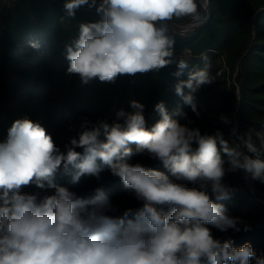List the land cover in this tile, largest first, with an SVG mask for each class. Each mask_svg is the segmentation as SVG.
<instances>
[{"label":"clouds","instance_id":"1","mask_svg":"<svg viewBox=\"0 0 264 264\" xmlns=\"http://www.w3.org/2000/svg\"><path fill=\"white\" fill-rule=\"evenodd\" d=\"M211 2L64 0L69 19L84 6L99 16L79 22L77 34L64 44L65 74L77 76L82 85L114 84L175 62L174 92L202 118L199 94L221 73L213 75L212 61L201 53L202 63L180 79L190 64L174 61L169 25L183 20L185 32L203 27L211 18ZM129 107L117 111L112 122L84 117L63 151L40 122L28 117L12 122L0 141V264H264V254L250 242L237 247L233 238L213 234L214 229L251 231L221 203L234 191L224 182L225 164L264 185V132L241 134L238 125L227 139L220 129L202 132L181 106L169 112L163 101L154 105L159 119L149 127L146 105L132 99ZM219 121L232 123L223 113ZM141 155L159 161L163 170L132 162ZM61 169L74 182L86 175L99 180L108 170L138 206L121 210L101 187L82 198L56 183ZM31 186L54 192L38 199L22 191Z\"/></svg>","mask_w":264,"mask_h":264},{"label":"rangeland","instance_id":"2","mask_svg":"<svg viewBox=\"0 0 264 264\" xmlns=\"http://www.w3.org/2000/svg\"><path fill=\"white\" fill-rule=\"evenodd\" d=\"M64 0H41L35 5L28 7L31 17L29 20L36 27H40L44 33V38H48L47 32L52 27L54 35L52 40H46L43 44L36 35H30V41L40 43L39 50L30 47L29 42L24 36L18 39L21 46L19 61L11 63L9 73L5 80L0 79V141L4 140L7 130L12 122L18 118L28 117L34 121L45 122L44 117L50 114V123L56 130V144L64 150V145L68 144L70 139L77 137L80 124L84 117L93 123L99 119H106L112 122L116 119V112L123 109L131 111L129 101L136 99L146 104L149 97L148 90L151 88L157 73L137 74L135 77H120L114 84L100 83L92 81L89 85H82L77 76H68L65 74L67 61L64 59L62 52L64 44L77 34V24L83 21H94L99 19L95 9H89L87 6L80 8L74 19L67 18L63 10ZM99 2V0H98ZM221 14L227 18V30L223 33L216 32L212 35L213 43L217 46L212 49V74L220 72L216 76L213 85L205 87L199 94V98L215 95V102L209 105H202L200 108L202 118L197 119L193 113L189 115L195 120L192 127H199L202 132L213 134L220 129L225 138H229L230 129L237 126L235 113H231L225 107L232 83L236 84V72L232 70V63L235 61V54L241 39V25L248 20L258 18V14L264 10V0H220ZM22 8V7H21ZM12 0H0V33L8 17H12ZM17 15V13L15 14ZM10 22L12 20H9ZM17 35V34H16ZM20 35V34H19ZM169 35L175 38V56L176 60L182 57H191L192 50L189 46L182 44L184 39L190 38L191 32L185 35L169 32ZM264 40V32L260 34ZM45 57V64L42 67L41 60ZM186 77V76H185ZM49 87L50 95L43 110L35 106L33 94L39 95L44 92V83ZM5 84H3L2 82ZM34 84L35 88L31 86ZM43 88V89H42ZM5 92V93H4ZM3 93V94H2ZM212 102V101H211ZM200 103H198V106ZM227 115L232 123L224 125L219 121V115ZM154 160L145 155L133 157L132 162L148 165ZM229 165L225 164L226 175L224 182L233 189L241 179L245 181V174L242 171L232 172ZM60 172V173H59ZM64 171L61 169L58 174ZM118 177H114L108 170L101 173L100 179L93 177L84 187L85 192L92 190L96 186H105L109 190H116L118 187ZM120 193L114 195L112 199L114 205H118L121 210L125 207L138 206V202L124 191L123 185H119ZM256 196L264 202V192L258 187ZM22 191L29 194H38V199L44 195H50L48 189H38L35 186L27 187ZM262 192V193H261ZM80 193V192H79ZM231 216H239L246 222L252 220L249 213L240 211H230ZM228 233V232H227ZM227 233H221L213 230L216 237L224 238ZM261 254H264L261 253Z\"/></svg>","mask_w":264,"mask_h":264},{"label":"trees","instance_id":"3","mask_svg":"<svg viewBox=\"0 0 264 264\" xmlns=\"http://www.w3.org/2000/svg\"><path fill=\"white\" fill-rule=\"evenodd\" d=\"M41 0H12V10L14 14L12 17H8L5 21L4 27L0 33V79L5 80V77L9 73L11 63L19 61L21 46L18 42L19 38L30 41V35H36L43 44L47 39L52 40L54 32L52 27L49 28L47 35L48 38H44V33L40 27H36L29 18L31 17L28 7L35 5L36 2ZM22 7V8H21ZM220 0H212L211 2V18L201 28L195 29L191 32L190 38L184 39L183 45L189 46L192 50L191 57H182L188 60L190 68L185 70L180 79H186L187 73L192 67L199 66L202 61L200 60L201 53H206L210 60L213 54L212 49H216L217 46L213 43L212 35L216 32H224L227 30L228 20L221 14ZM17 13V15H15ZM9 20H12L11 22ZM241 39L236 50L235 61L232 63V70L236 72V84L232 83L229 97L226 100L225 107L231 113H235V117L238 121L237 131L241 134L252 129L254 132H264V40L260 34L264 32V10L258 14V18L254 20H248L241 25ZM17 34V35H16ZM20 34V35H19ZM174 61H177L173 58ZM181 59V58H180ZM179 60V59H178ZM42 67L45 64V57L41 60ZM177 70L175 62L157 73V77L154 80L151 88L148 90L149 97L146 100L145 117L147 125L151 127L157 119L158 114L154 111V105L157 102L163 101L169 112H172L181 106L183 111L187 112L188 116L192 113L190 108L183 105L180 97L176 96L174 92V83L176 77L172 75ZM186 76V77H185ZM2 82V81H1ZM44 83V92L33 94L32 98H35V108L43 110L47 101L48 95H50L49 87ZM3 83V82H2ZM4 84V83H3ZM5 85V84H4ZM35 88L34 84L31 86ZM43 89V88H42ZM5 93V92H4ZM3 94V93H2ZM215 95L202 97L198 99L202 105L206 106L210 103H214ZM212 101V102H211ZM50 114L47 113L44 117V123L42 126L53 136L55 141L56 130L50 123ZM180 119L179 117H176ZM183 123L184 121L181 120ZM147 167H154L163 170V166L159 161L154 160L152 163L145 165ZM60 173V172H59ZM93 179L92 176H82L79 181L74 182L73 178L69 174H56V183L66 186L71 191H75L78 196L82 198H89L94 189L101 187L111 199L114 195L120 193L119 185L122 186V182L118 179V187L116 190H109L107 187L98 185L92 190L85 192L84 187L87 183ZM257 186L264 192V185L256 182ZM117 191V192H116ZM48 192L52 194L53 189H48ZM80 192V193H79ZM262 193V192H261ZM230 211H240L241 213H249V217H253L249 220L251 225V231L245 233H234L229 230L227 235L222 238L226 239L231 237L235 240V246L239 247L244 242H250L253 249L257 254L264 252V203L257 198V196L250 191L246 186L244 179L237 182L234 187V191L231 194V198L225 201H221Z\"/></svg>","mask_w":264,"mask_h":264},{"label":"built area","instance_id":"4","mask_svg":"<svg viewBox=\"0 0 264 264\" xmlns=\"http://www.w3.org/2000/svg\"><path fill=\"white\" fill-rule=\"evenodd\" d=\"M184 24H185V21H183V20L171 23L169 25V28H170L169 32L173 31L175 33L182 34V35H185V34L192 32V31L185 32ZM245 179H246L245 181L247 182V187L250 189V191L252 193L256 194V192L259 190L256 182L252 181L250 178H245Z\"/></svg>","mask_w":264,"mask_h":264},{"label":"water","instance_id":"5","mask_svg":"<svg viewBox=\"0 0 264 264\" xmlns=\"http://www.w3.org/2000/svg\"><path fill=\"white\" fill-rule=\"evenodd\" d=\"M264 203V202H263Z\"/></svg>","mask_w":264,"mask_h":264}]
</instances>
